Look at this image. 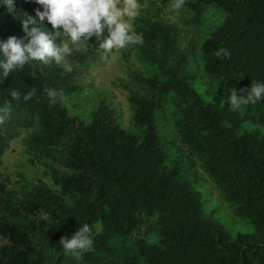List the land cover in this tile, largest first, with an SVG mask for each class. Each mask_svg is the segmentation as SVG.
<instances>
[{"label":"trees","instance_id":"16d2710c","mask_svg":"<svg viewBox=\"0 0 264 264\" xmlns=\"http://www.w3.org/2000/svg\"><path fill=\"white\" fill-rule=\"evenodd\" d=\"M166 1L138 0L141 14L130 21L143 43L129 48L146 69L128 87L137 132L124 130L105 104L89 125L76 126L69 114L65 98L81 89L79 68L89 50L103 55L95 36L73 47L60 64L34 61L0 83V106L10 101L12 88L22 94L37 89L29 101H10L11 114L0 125V158L29 132L23 144L30 162L45 167L55 187L39 181L18 188L0 173V264L71 262L75 258L59 241L71 239L85 223L93 245L79 263L264 264V135L240 134L246 116L230 104L206 102L191 87L178 26L160 17ZM184 6L196 14L192 23H201L212 6L225 14L202 47L204 71L213 83L240 94L253 80L264 82V0H184ZM15 8L9 13L0 2V41L24 39V14L43 11L35 0H15ZM37 24L53 31L46 21L40 25L37 18ZM103 35H109L107 28ZM46 88L62 89L63 100L50 103ZM170 94L180 145L200 162L235 215L253 224L254 234L232 237L207 218L202 194L184 180L181 167L166 166L155 114ZM247 105L264 115V99ZM154 233L160 238L156 245L145 240Z\"/></svg>","mask_w":264,"mask_h":264},{"label":"rangeland","instance_id":"374dc122","mask_svg":"<svg viewBox=\"0 0 264 264\" xmlns=\"http://www.w3.org/2000/svg\"><path fill=\"white\" fill-rule=\"evenodd\" d=\"M173 2L174 0H167L161 5L160 17L178 26L181 47L187 51V73L191 76L189 81L191 87L206 102L218 100L221 105L230 104L229 95L233 90L224 89L213 83L205 74L202 59L204 42L224 22L225 14L219 8L212 6L204 13L201 23H192L195 21L196 14L185 6L177 13L172 10ZM142 8L143 6L140 5L138 15L141 14ZM129 26L130 32L134 34L130 21ZM139 72L146 73L145 65L139 60L136 51L131 50L129 46L114 50L106 61L101 60L98 49L92 51L90 49L86 63L79 68L77 84L81 89L65 98L69 114L75 125L91 124L98 108L101 104H105L115 111L119 124L124 130L137 132L129 103V88L135 86L137 78L134 74L139 76ZM137 90L142 91L140 86ZM173 97L174 95L170 94L164 100L162 108L155 114L157 130L168 156L166 166L171 167L178 164L181 167L184 180L191 183L202 194L207 218L224 226L232 237L254 234L253 224L235 215L232 205L222 199L220 192L209 175L202 169L200 162L190 158L187 151L180 145L181 142L175 130L176 113ZM238 112L246 116L239 129L240 134L258 132L264 135L263 114L257 113L247 104L242 105ZM28 134L29 132L25 131L20 138L10 143L9 148L0 158V173L18 188L32 186L39 181L55 188L50 175L46 174L45 167L31 164L30 156L23 144ZM145 240L149 244L156 245L160 238L154 233L145 237ZM70 261L65 264H87L79 263L76 259Z\"/></svg>","mask_w":264,"mask_h":264},{"label":"clouds","instance_id":"9594fccd","mask_svg":"<svg viewBox=\"0 0 264 264\" xmlns=\"http://www.w3.org/2000/svg\"><path fill=\"white\" fill-rule=\"evenodd\" d=\"M7 6L9 13L15 14V0H0ZM43 9L37 8L36 17L24 14L22 18L24 39L15 36L6 41H0V83L7 79L10 73L23 69L34 61L43 64H60L66 55H70L73 47L79 48L81 41H89L93 36L98 41L99 49L103 50L101 60H107L114 50L142 44L143 41L130 32L129 21L134 20L140 5L138 0H35ZM184 0H174L172 10L179 13ZM40 25L45 21L52 26V32H46ZM107 28L109 35L104 37ZM57 44V38H61ZM67 37L68 39H63ZM27 40V42H25ZM224 57L230 58L227 49H221ZM37 89L21 93L18 89H10V101L20 102L31 100ZM50 103L63 100V90L45 89ZM239 93L234 89L229 95L230 110L239 111L242 105L256 104L264 99V82L253 80L250 88H243ZM10 101L0 106V125L4 124L10 114ZM92 229L85 223L73 234L72 238L61 237L59 244L67 256L79 260L93 245Z\"/></svg>","mask_w":264,"mask_h":264}]
</instances>
